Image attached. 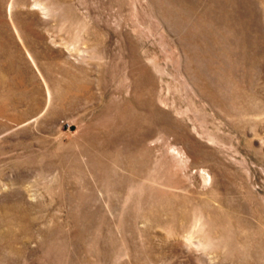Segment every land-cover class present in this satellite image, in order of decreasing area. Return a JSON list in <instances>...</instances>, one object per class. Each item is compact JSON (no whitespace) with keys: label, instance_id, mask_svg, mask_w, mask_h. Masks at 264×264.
Returning a JSON list of instances; mask_svg holds the SVG:
<instances>
[{"label":"rangeland","instance_id":"1","mask_svg":"<svg viewBox=\"0 0 264 264\" xmlns=\"http://www.w3.org/2000/svg\"><path fill=\"white\" fill-rule=\"evenodd\" d=\"M0 264H264V0H0Z\"/></svg>","mask_w":264,"mask_h":264}]
</instances>
